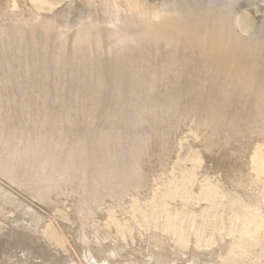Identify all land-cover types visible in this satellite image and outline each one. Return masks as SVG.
Segmentation results:
<instances>
[{"label": "bare ground", "instance_id": "6f19581e", "mask_svg": "<svg viewBox=\"0 0 264 264\" xmlns=\"http://www.w3.org/2000/svg\"><path fill=\"white\" fill-rule=\"evenodd\" d=\"M18 1L0 0V7L3 2L15 7ZM61 1L47 0V3L56 7ZM11 22L0 23V47L1 40L18 41L21 46L10 50L20 53L21 58L11 60L0 71L2 99H15L12 91L17 90L32 102L37 92L58 103L65 92L76 100L80 95L72 94L71 89L80 79L83 94H88L92 103L97 107L108 103L102 110L108 123L122 119L126 127L139 128L146 123L143 118L148 114L159 127L153 142L143 135L124 144L123 135L120 138L108 131L82 129L80 135L84 139L68 142L63 127L70 130L75 125L68 112H61V121L52 126L49 106L42 105L33 134L7 127L24 112L20 101L15 99L16 112L7 110L0 125V176L9 185L44 202H52L54 195L69 199L77 226L75 245L89 264H116L113 259L117 257L113 258L111 249L102 244L100 236L104 230L98 227L95 218L101 214L105 197L121 205L129 194L145 192L150 173L161 171L159 163L165 159L164 148L173 135L170 127L179 117L190 115L196 127L209 130L212 137L218 133L225 135L230 141L221 150L224 159H235L243 152L245 144L239 139L242 132L248 130L259 135L258 138L263 136L264 0H66L54 19ZM177 38L181 40L176 41ZM150 51L154 58L160 59L158 67L151 65ZM179 51L183 53L181 58L177 56ZM80 59H86L88 66L77 73L72 66ZM3 83L7 84L6 90ZM180 99L186 100L184 106H179ZM241 100L248 104L246 113L237 110ZM68 102L69 113L79 119L82 112L78 104ZM163 125L166 127L162 128ZM263 150L251 158L258 171L264 170ZM195 156L191 155V160L196 161ZM180 184L179 175L170 179L165 191H155L150 210L174 198L176 192L172 187ZM6 191L0 188V208L10 206L23 213L21 205ZM149 213H140V217H149ZM94 229L100 233L99 237L88 240L85 233ZM30 235L35 236L38 247L24 243ZM3 247L14 264L67 261V256L43 246L34 225L24 228ZM158 247L147 254L148 261L144 264L167 262L172 254Z\"/></svg>", "mask_w": 264, "mask_h": 264}, {"label": "rangeland", "instance_id": "374dc122", "mask_svg": "<svg viewBox=\"0 0 264 264\" xmlns=\"http://www.w3.org/2000/svg\"><path fill=\"white\" fill-rule=\"evenodd\" d=\"M64 1L66 2V0H62L58 6L54 7L47 3V0H20L16 3V9L3 2L0 7V23H13L11 21L22 19L26 22H38L44 18L54 19L65 3ZM44 8L47 9L44 10ZM20 13L21 15H19ZM201 17L203 18V15ZM29 18L32 19L29 20ZM37 18L39 19L37 20ZM59 28L55 27V30H59ZM169 34L171 35V33ZM179 40L181 39H176V41ZM20 46L18 41L1 40L0 71L7 64H11V60L21 58L20 53H13L10 50H17ZM263 49L264 46L261 50L262 54H264ZM92 51L94 54L95 51ZM150 54L151 65L155 64L154 66L158 67L160 59L154 58L151 51ZM177 56L181 58L183 53L179 51ZM187 56L190 58L189 54ZM194 57L196 58L197 55L195 54ZM87 66V60L80 59L75 61L72 67L77 73H81L86 70ZM185 76L186 73H184V78ZM2 77L4 78V75ZM3 85L6 90L7 84L3 83ZM73 86L71 93L80 96L75 100L73 96L65 92L62 96V102H67L66 105L42 97L38 92L33 97L35 100L32 102L17 90L12 91L13 98L18 102L20 101L25 109L18 121L8 123L7 127L10 130L17 129L20 132L33 133L37 130L38 111L45 104L49 106V120L53 123L52 126L58 125L61 121V112L66 111L65 113L68 112L70 117H74L75 128L72 126L70 130H66L63 127V133L68 142H74L79 138L84 139L80 135L82 131H108L115 136L118 134L117 136L120 138L123 135L124 144L143 135L151 137L150 141L153 142L155 134L159 130L156 128L159 127L154 124L153 119L148 114L143 118L146 123L139 128L138 126L131 127L132 129L126 127L122 119L118 120L119 122L108 123L103 119L104 111H102L103 108L108 107V103L105 102L101 107L92 103V98L88 94H83L84 90L80 79ZM15 99L8 97L7 100L6 97L3 99L0 97V125L6 119L7 110L16 112L17 102ZM68 101L75 103L76 106L78 104L79 111L83 113L79 114L81 120L76 114L69 113L67 106L71 104ZM185 103L186 100L184 99H180L178 102L179 106H184ZM239 104L238 111L248 112L249 108L245 100H241ZM181 112L183 111L181 110ZM182 116L170 127V134L173 135H170L165 145L166 157L159 163L158 167L161 171L154 172L153 175L150 173L151 176L147 181L145 192L140 195L129 194L128 199L126 198L121 205L113 202L111 198L105 197L101 206V214L95 218L99 223L98 227L102 231L104 230L100 236L103 239L102 244L111 249L113 258H118L113 259L116 264H144L148 261L147 254L159 249L157 246H160V249L166 253L172 254L165 264H264V170H259L260 172L256 170V163H252L251 159L263 150L264 132L261 131L263 136L258 138L259 135L243 130L244 132L239 136L240 141H242L240 143L245 144L243 152L235 159H224L221 156L223 153L221 150L230 140L219 133L216 134L217 136L213 135V138L209 130L197 128L190 115L184 114ZM165 127L166 125H163L162 128ZM81 129L82 131H80ZM69 132L73 135L72 137L69 136ZM191 155H196L197 160H191ZM179 156L181 159L178 158ZM174 173H177V176ZM179 175L180 186L175 187L174 185L172 187L176 192L175 197L169 199L164 205H156L153 210H150L152 194L165 191L169 186L170 179ZM209 187H212V190H209ZM0 188L4 191L7 190L6 193L14 198L24 211L23 214L22 211L10 206L0 208V263L14 264L6 256L3 246L24 228L34 225L35 233L43 240V246L46 249L67 256V261L71 264H89L75 245L74 233L77 226L72 214L73 203L69 199L65 200L61 195H54L52 202L49 200L44 202L24 193L23 190L14 185H9L1 176ZM134 202L136 203L134 204ZM143 212H150V216L141 218L140 213ZM85 234L88 240H93L94 237L95 239L99 237L100 233L94 229L88 230ZM34 238V235L27 236L24 243L33 248L38 247V242ZM95 244L98 246L97 243ZM118 254L121 255L118 256ZM96 255L99 256L98 253ZM67 261L66 263H68ZM39 263L40 261L37 262V264Z\"/></svg>", "mask_w": 264, "mask_h": 264}]
</instances>
